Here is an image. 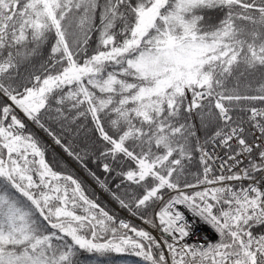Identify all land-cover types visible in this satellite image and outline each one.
Masks as SVG:
<instances>
[{
	"label": "snow or ice",
	"instance_id": "snow-or-ice-1",
	"mask_svg": "<svg viewBox=\"0 0 264 264\" xmlns=\"http://www.w3.org/2000/svg\"><path fill=\"white\" fill-rule=\"evenodd\" d=\"M257 72L264 0H0V264H264V86L239 90ZM85 121L111 186L73 147ZM27 122L147 228L54 170Z\"/></svg>",
	"mask_w": 264,
	"mask_h": 264
},
{
	"label": "trees",
	"instance_id": "trees-1",
	"mask_svg": "<svg viewBox=\"0 0 264 264\" xmlns=\"http://www.w3.org/2000/svg\"><path fill=\"white\" fill-rule=\"evenodd\" d=\"M218 19L219 18L215 15H212L211 17L212 22H216L218 21ZM99 23H100L99 17H97L96 24L99 25ZM97 38H98V33L93 32L91 36V40L89 41V51H91L92 48L95 47V42L97 41ZM48 53H49L48 43H45L40 47V49L35 55L29 57V59L24 62V64L21 66V72L22 73L25 71L38 72L40 64L46 61ZM261 86H264V76H262L258 72L247 74L244 77L240 78L239 90L242 93L248 95L258 94L257 90ZM244 103H249V102H244ZM251 103H254L255 106H264V102L257 101ZM192 122L196 126V134L203 139L206 135V130L203 127H201L199 118L193 116ZM27 123L29 124L28 130L34 132L41 139L43 143L49 146L47 159L52 164L54 170L72 173L84 184V186L87 189V194L97 198V202L102 203L106 207V210L115 212V214L120 219H125L132 224L141 226L137 222H135V221H139V222L141 221L138 220L136 217L132 216L127 210L120 208L117 202L112 198L110 193L105 191L104 188L100 186V182L97 181L90 174L88 170L81 167V165L77 163L76 160H74L72 157L68 156L67 153H65L62 148L53 144L51 138L45 132H43L36 126L31 125L30 122ZM208 131H210V129ZM97 135L98 134L92 129L89 122L85 121L84 125L79 130L78 134L75 135V137L73 138V147L78 152L87 151L88 169H90L91 172L95 173V176L99 177L100 181H107L109 186H111L115 183V181L112 180L111 177L108 176V174L102 171L100 164L103 158H100L99 160L96 159V156L98 155V149L103 147L102 143L98 141ZM192 167L193 170L195 171L196 166L193 165ZM193 178H194L193 176H189V179H193ZM81 256L85 260V264H91L92 260L94 259V257L88 256L85 253H81ZM112 259L114 261V264H141L140 258L132 255L113 254Z\"/></svg>",
	"mask_w": 264,
	"mask_h": 264
},
{
	"label": "built area",
	"instance_id": "built-area-1",
	"mask_svg": "<svg viewBox=\"0 0 264 264\" xmlns=\"http://www.w3.org/2000/svg\"><path fill=\"white\" fill-rule=\"evenodd\" d=\"M259 107H262V106H259ZM216 151H217V153L219 154V156L221 157L222 160L227 158L226 157V150H222V149L217 148ZM219 162L220 161H218L217 163H219ZM229 163H232V162H229ZM244 163L246 164L247 161L245 160ZM240 167H243V165H240ZM233 171H236V168H233ZM231 183L234 184V185H240V184L247 185V184L250 183V181H248V180L233 181ZM142 226L145 227V228H147V225H142ZM202 231H204L205 233L211 234V230L209 228H207L206 226L202 228ZM153 235H156L158 237L159 236V233L153 231Z\"/></svg>",
	"mask_w": 264,
	"mask_h": 264
}]
</instances>
